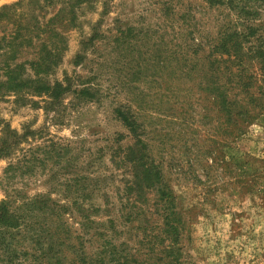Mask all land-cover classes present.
Returning a JSON list of instances; mask_svg holds the SVG:
<instances>
[{"label":"rangeland","instance_id":"rangeland-1","mask_svg":"<svg viewBox=\"0 0 264 264\" xmlns=\"http://www.w3.org/2000/svg\"><path fill=\"white\" fill-rule=\"evenodd\" d=\"M3 7L0 38L11 41L18 30L32 42L14 59L5 48L0 66L31 60L44 43L53 55L44 78L68 86L60 103L14 102L12 94L0 101L1 121L33 132L0 160V184L24 153L53 156L14 178L8 194L77 202L114 240L117 254L104 264H264V99L254 112L247 104L226 115L213 95L223 80L214 41L233 15L204 0H0ZM263 9L254 20L261 34ZM245 65L244 83L256 80L249 90L259 97L257 66ZM161 190L174 198L177 234L162 233ZM65 220L82 235L81 218ZM84 238L88 255L100 253L98 236Z\"/></svg>","mask_w":264,"mask_h":264},{"label":"trees","instance_id":"trees-1","mask_svg":"<svg viewBox=\"0 0 264 264\" xmlns=\"http://www.w3.org/2000/svg\"><path fill=\"white\" fill-rule=\"evenodd\" d=\"M204 2L210 9L222 8L236 20L226 24V27L220 26L214 41L212 63L223 65L220 73L218 72V77L222 76L223 80L219 79V82L215 83L213 94L215 104L226 115H229L234 107L244 109L247 104H252L249 109L251 113L253 109L261 107L260 101L264 99V34L260 33V26L254 23L255 18L259 17L260 11L264 8V0H204ZM7 11V7L1 9L0 23L6 20ZM16 31L17 36L11 41H7L5 35L0 38V58L6 55L5 48L10 49L14 59L17 54L24 51V48L31 45L32 40H25V37L20 35L21 32ZM42 46L31 60H24L23 63L14 65L5 62L6 64L0 66L2 71L0 101L12 94L16 98L14 102L24 101V96H47L56 103L61 102L62 95L68 91V86L65 87L58 82L50 84L44 78L51 69L53 55L44 43ZM243 62L257 66L262 83L261 86L256 87L259 97H254L249 90L256 80L244 83V77L247 76L244 67L247 65ZM26 66L33 73V77L27 74ZM245 79L250 78L245 77ZM235 89L241 91V98L237 99L233 94ZM87 92L83 89L76 96L79 100H84L83 96ZM27 102L33 103L30 100ZM243 114L248 115V111ZM29 136H33V132L26 130L19 134L7 122L0 120V160L11 158L21 151V145ZM49 155L44 153L43 158L39 159L34 155V151H28V154L24 153L21 159L16 163L10 162L4 169V178L0 184L5 192V199L0 201V264H104L106 257L108 261L113 260L117 254L114 240L106 238V232L105 234L99 232L98 229L104 227L103 223L94 221L91 218L92 214L78 206L77 202H74L73 208H70L56 203L48 194L36 195L32 198H15L5 190L14 178L21 176L22 172L40 165L43 159L49 160L53 157ZM149 177V175L144 176L145 183ZM157 177L158 173L154 172L153 178ZM75 183L82 187L79 179H76ZM84 196L86 197L87 194ZM160 199L165 206L163 216L165 224L162 233L166 236L177 234L179 229L173 222L176 223L178 219L176 212L173 211L172 193L161 190ZM92 213H98L97 209H92ZM68 214L81 218L82 235L73 234L74 230L65 220ZM111 222H109L110 229L115 235L116 231ZM88 236H98L103 241L98 247L100 253L97 255L90 256L86 251V244L89 242L84 237ZM173 251L174 256L179 254L177 248ZM124 258L130 260L133 257L128 253Z\"/></svg>","mask_w":264,"mask_h":264}]
</instances>
